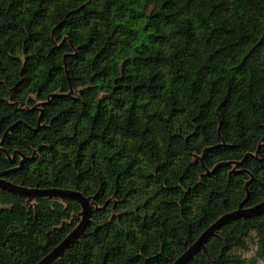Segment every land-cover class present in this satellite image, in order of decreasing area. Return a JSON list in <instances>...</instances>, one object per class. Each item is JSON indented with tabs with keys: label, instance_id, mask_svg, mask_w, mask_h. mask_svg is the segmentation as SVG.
Here are the masks:
<instances>
[{
	"label": "trees",
	"instance_id": "trees-1",
	"mask_svg": "<svg viewBox=\"0 0 264 264\" xmlns=\"http://www.w3.org/2000/svg\"><path fill=\"white\" fill-rule=\"evenodd\" d=\"M10 126L0 171L26 158L7 180L91 198L51 264H169L246 192L264 200V0H0V138ZM80 210L0 190V264H36ZM260 259L264 212L186 264Z\"/></svg>",
	"mask_w": 264,
	"mask_h": 264
},
{
	"label": "water",
	"instance_id": "water-1",
	"mask_svg": "<svg viewBox=\"0 0 264 264\" xmlns=\"http://www.w3.org/2000/svg\"><path fill=\"white\" fill-rule=\"evenodd\" d=\"M40 119V117H39ZM12 126H10L6 131L3 133L2 137L0 138V150L1 144L5 135L10 131ZM17 151H14L10 156L6 151V156L10 159L11 162L14 161L15 154ZM26 157L21 154V159L19 165L17 167L0 171V190H4L10 192L12 194H16L26 198V204H31L34 202L35 198H50V199H69L77 202L80 206V212L77 215V224L74 228L47 254L45 255L40 261L36 264H51L52 262L56 261L68 248L71 244H73L79 236L84 232L91 216L92 211V204L91 198L83 195L79 191L71 190V189H64V188H57V187H50V188H37V187H24L22 185L15 184L9 180H7L4 175L8 174L9 172L19 168L24 159ZM232 163L234 166L232 170L239 165L240 161H232L227 162ZM226 163V164H227ZM213 170V169H212ZM210 172V170H206ZM252 179L250 175L249 180L246 181L245 187ZM248 199V192H246L245 198L239 203L237 209L224 213L218 219H216L212 224H210L201 234L197 237V239L174 261L170 262L169 264H186V262L192 258L195 253L203 249L205 250V243L206 241L216 233V231L226 223H229L238 218H245L250 216H255L264 212V200L257 203L254 206L244 208L243 205Z\"/></svg>",
	"mask_w": 264,
	"mask_h": 264
},
{
	"label": "rangeland",
	"instance_id": "rangeland-1",
	"mask_svg": "<svg viewBox=\"0 0 264 264\" xmlns=\"http://www.w3.org/2000/svg\"><path fill=\"white\" fill-rule=\"evenodd\" d=\"M59 200V199H58ZM60 201V200H59ZM255 246L252 241H249L248 249L246 251L241 252L244 256L250 257L253 256L255 253ZM258 264H264V260L260 259L258 260Z\"/></svg>",
	"mask_w": 264,
	"mask_h": 264
}]
</instances>
